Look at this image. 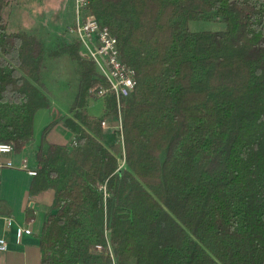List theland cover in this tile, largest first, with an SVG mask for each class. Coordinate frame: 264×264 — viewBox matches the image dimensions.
Masks as SVG:
<instances>
[{"label":"trees","instance_id":"trees-1","mask_svg":"<svg viewBox=\"0 0 264 264\" xmlns=\"http://www.w3.org/2000/svg\"><path fill=\"white\" fill-rule=\"evenodd\" d=\"M11 3L0 0V142L19 153L34 139L51 104L46 55L68 54L79 73L77 120L65 122L76 143L36 151L30 192L55 187L41 264H111L108 241L116 264H264V0H89L136 71L120 101L125 167L119 140L110 150L99 139L105 118L81 110L105 85L95 62L76 38L48 51L37 34L8 30Z\"/></svg>","mask_w":264,"mask_h":264},{"label":"crops","instance_id":"crops-1","mask_svg":"<svg viewBox=\"0 0 264 264\" xmlns=\"http://www.w3.org/2000/svg\"><path fill=\"white\" fill-rule=\"evenodd\" d=\"M101 101L103 106H101L100 114L93 113L96 108L94 111H90V108L95 106V104L91 106L93 102H87L85 109L92 116L105 118L107 126L103 127L102 136L99 139L106 148L111 150L112 145L118 141L117 135L120 133L117 113L110 111L107 107L109 99H105V102ZM56 109H51V116L56 114ZM39 111L34 118V139L19 153L0 154L1 163L13 159L19 165L26 158L28 159V169L37 170L39 164L36 159V151L41 144L44 149L50 143L72 146L75 133L65 123L67 118H71L70 108L64 109L63 114L59 113L57 117H54L57 124L45 136V139L42 138V132H36L35 120ZM120 167L124 166L121 164ZM34 178L35 175H31L28 170L19 168L4 167L0 171V238L5 239L8 243L6 250L0 248V264H41L42 262V230L49 214L55 212L53 207L55 187H48L39 193L32 194L30 190ZM11 220L12 223L9 224ZM26 227L31 229V233L23 232Z\"/></svg>","mask_w":264,"mask_h":264},{"label":"rangeland","instance_id":"rangeland-1","mask_svg":"<svg viewBox=\"0 0 264 264\" xmlns=\"http://www.w3.org/2000/svg\"><path fill=\"white\" fill-rule=\"evenodd\" d=\"M4 13L8 20V30L37 34L44 40L48 51L57 48L63 42H70L75 39L74 36L67 33L68 26H73L76 20L75 0H12ZM189 26L192 30H223L226 28L225 23L213 20H192ZM80 51L81 56L85 58L82 49ZM44 62L45 67L42 71V78L50 91L51 104L48 108L39 109L38 116H36V132H42V137L44 136V129L48 125L52 122L57 124L54 117H57L59 113L63 114L64 109L71 108L79 90L78 65L68 54L58 58L46 55ZM96 70H98L97 67ZM105 99L98 97L93 91L87 96L81 110L85 109L87 102H93L91 106H94V104L95 106L92 109L90 108V111L92 112L96 108L93 113L100 114L102 111L101 106H103L101 100L105 102ZM53 108H57V112L51 116L50 111ZM70 117L77 120L75 112H71ZM56 124L47 134L54 129ZM117 137V140H119V143H117V156L120 165L122 164L125 167L123 142L120 140L119 134ZM73 144L74 142L71 147H73Z\"/></svg>","mask_w":264,"mask_h":264},{"label":"built area","instance_id":"built-area-1","mask_svg":"<svg viewBox=\"0 0 264 264\" xmlns=\"http://www.w3.org/2000/svg\"><path fill=\"white\" fill-rule=\"evenodd\" d=\"M76 20L73 26L67 28V33L74 36L82 45V54L85 58L95 62L99 70V75L105 85L99 86L95 93L98 97L111 99L115 98L118 111V127L122 131V111L120 101L123 97L132 95L136 86V71L128 66L122 59L118 39L113 35L109 27L104 26L89 10V0H75ZM102 126L106 127V120L102 121ZM123 142V136H121ZM76 143L75 140L73 141ZM0 154H15L13 144L0 142ZM4 167L19 168L28 170L31 175H36V170L28 169V159L24 158L22 163L17 165L13 159L0 162V171ZM105 195L106 189L104 188ZM12 223V220L9 224ZM23 232L31 233V229L26 227ZM108 237V231L106 232ZM0 248L6 250L8 243L0 238ZM96 251L103 250L102 244L95 246ZM108 253L111 256V264H116V257L110 242L108 241Z\"/></svg>","mask_w":264,"mask_h":264}]
</instances>
